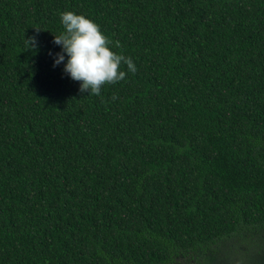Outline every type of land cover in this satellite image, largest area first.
Segmentation results:
<instances>
[{
  "label": "trees",
  "instance_id": "16d2710c",
  "mask_svg": "<svg viewBox=\"0 0 264 264\" xmlns=\"http://www.w3.org/2000/svg\"><path fill=\"white\" fill-rule=\"evenodd\" d=\"M65 11L136 72L81 94ZM0 264H264V0H0Z\"/></svg>",
  "mask_w": 264,
  "mask_h": 264
},
{
  "label": "clouds",
  "instance_id": "9594fccd",
  "mask_svg": "<svg viewBox=\"0 0 264 264\" xmlns=\"http://www.w3.org/2000/svg\"><path fill=\"white\" fill-rule=\"evenodd\" d=\"M61 22L64 31L54 35L53 43L61 46L62 51L56 54L54 66L64 62L67 56L63 71L80 82L81 94L99 96L104 85L124 80L126 72L121 70L122 64L127 66L128 72H136L131 58L113 50L120 47L119 42L109 40L92 19L65 11L61 13ZM25 42L29 50L36 49L35 36L28 37Z\"/></svg>",
  "mask_w": 264,
  "mask_h": 264
}]
</instances>
